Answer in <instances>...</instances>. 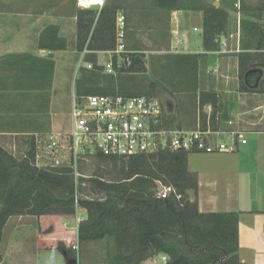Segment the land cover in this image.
Segmentation results:
<instances>
[{
    "label": "trees",
    "instance_id": "obj_1",
    "mask_svg": "<svg viewBox=\"0 0 264 264\" xmlns=\"http://www.w3.org/2000/svg\"><path fill=\"white\" fill-rule=\"evenodd\" d=\"M152 3L154 10L160 13L202 11L205 50L216 49L215 39L229 32L230 14L223 5L206 0H152ZM119 7L107 1L99 11L76 10V49L90 51L82 61L92 65L89 69L84 65L78 67L77 96L101 94L100 91L106 89L120 91L119 94L111 93L113 95L154 96V85L130 84L133 74L144 69L141 53L131 54L130 65L112 73L105 72L98 64L96 53L114 47V24ZM241 7L243 10V2ZM240 31L263 32L258 23L242 18ZM44 32L56 35L57 28L48 26ZM49 42L48 49L61 48L55 40ZM262 43L264 38L260 36L255 48H264ZM200 57L197 53L166 55L174 72L190 81L200 109L201 127L205 128L208 121L211 128L218 129L227 119V109L219 92L198 90ZM250 57L247 51L239 54L240 79L249 68L264 67L262 61L249 62ZM136 86V91L131 90ZM241 90L252 91L244 84ZM257 91L264 92V86ZM206 106L211 108L208 118L204 113ZM164 123L174 125L166 116ZM188 154L184 150H162L127 160L97 154L96 161L110 163V168L94 176L80 173L74 177L69 167L43 169L32 165L33 145L24 156H17L0 144V242L3 227L11 216L73 215L79 207L85 210L86 216L77 227L78 241L106 238L110 264H141L158 254L168 256L164 264H246L238 255V213L198 210V176L188 170ZM85 183L89 186L83 187ZM158 184L173 185L180 198L174 195L157 198ZM66 252L71 253V250L66 248Z\"/></svg>",
    "mask_w": 264,
    "mask_h": 264
},
{
    "label": "crops",
    "instance_id": "obj_2",
    "mask_svg": "<svg viewBox=\"0 0 264 264\" xmlns=\"http://www.w3.org/2000/svg\"><path fill=\"white\" fill-rule=\"evenodd\" d=\"M261 2L264 7V0ZM78 8L76 0H0V144L14 155L22 148L24 156L29 147L34 146L36 136L67 131L69 128L71 99L75 94V53L82 65L83 56L90 52L87 49L86 52H83L84 49H76ZM92 9L97 10V7ZM120 11L123 12V9ZM134 11L141 15L158 12L154 10L153 3L137 5ZM169 14L176 27L181 28L180 33L179 29L173 30L175 40L172 46L178 50L175 53L181 52L179 47L183 45L182 52L201 54L198 90L220 92V87H226L223 91L230 92L227 88L228 79L223 81L217 77L219 72L221 74L229 70L236 73L239 89L244 84L252 90L242 92L264 95V92L257 91L264 86L263 66L249 68L243 79L238 75L240 53L249 52V62H264V48H255L258 38H264L261 12L252 14L248 19L258 23L262 33L240 31L238 42L236 38H227V46L217 42L218 47L214 50H205L203 47L202 11L175 10ZM48 26L56 27L57 34L43 33ZM50 40H55L61 48L48 49ZM177 40H180L179 44ZM102 51L95 53L98 57L108 56ZM205 70L216 75L211 80L209 78V89H201L205 82ZM260 107L261 104L256 105L249 111ZM218 129L227 131L220 126ZM246 134L253 135L252 145H249L248 140L244 144L236 141L237 150L219 153L218 156L223 159L211 171L204 172L192 167L191 158L198 152L188 154L187 165L188 170L196 172L198 176V210L202 213H238L240 261L264 264V126L243 131V137ZM219 175L223 181L221 178L219 180ZM78 208L75 214L84 219L86 215L80 214ZM73 215L11 216L2 230L0 264H84L80 262L78 251L64 238L66 230L72 226L60 224L63 218H66L64 223H70L74 219ZM52 221H56V225ZM100 240L78 241L77 245L83 255L86 253V245ZM66 248L71 253H67ZM157 257L162 258V255L158 254L141 264H156Z\"/></svg>",
    "mask_w": 264,
    "mask_h": 264
},
{
    "label": "built area",
    "instance_id": "obj_3",
    "mask_svg": "<svg viewBox=\"0 0 264 264\" xmlns=\"http://www.w3.org/2000/svg\"><path fill=\"white\" fill-rule=\"evenodd\" d=\"M76 2L80 8L97 7L99 11L105 0ZM233 6L237 30L219 35L215 39L224 47L227 46V38H236L237 42L239 40L241 0H235ZM220 37H223V40H220ZM125 38L126 19L123 13L118 12L115 16L114 47L102 51L109 57L104 62L98 57V64L105 72L112 73L115 69L130 65L131 54L136 51L127 47ZM176 43L179 44L180 40ZM236 49L238 50V46ZM82 65L88 69L92 67L91 63ZM207 109L208 111L204 112L208 118L210 106ZM165 116L163 105L156 96L74 94L71 99L68 130L36 136L32 165L43 169L69 167L74 177H78L81 175L77 171L81 161L97 154L127 160L162 150L230 153L237 150L236 141L242 144L246 142L243 131L213 129L208 121L205 128L201 125L195 128L167 126L164 123ZM223 135H227L226 140L223 139ZM40 152L46 156V161L40 159ZM171 195L180 198V194L170 184L161 185L156 193L157 198L162 199ZM73 249L78 250V246L74 245ZM162 259L165 260L166 255H162Z\"/></svg>",
    "mask_w": 264,
    "mask_h": 264
},
{
    "label": "rangeland",
    "instance_id": "obj_4",
    "mask_svg": "<svg viewBox=\"0 0 264 264\" xmlns=\"http://www.w3.org/2000/svg\"><path fill=\"white\" fill-rule=\"evenodd\" d=\"M71 1V0H68ZM109 4L119 5L120 9H123V14L126 19V29L127 36L125 38L127 47L131 50H135V53H141L142 63L144 69L142 71L133 74V78L130 80V84L142 83L145 87L150 84L154 85V96H156L162 103L165 115L167 118L173 121L174 126L180 125L186 128H195L200 125V109L197 105V98L194 95V91L190 87L188 80L183 78L181 75L174 72L171 65H169L166 58L167 54L175 53L176 47H173V41L175 40V35L173 34L174 29L181 28L176 27V23L173 21V17L168 13L160 12H148L146 14H138L134 11V8L140 5H150L152 0H107ZM217 5H223L230 14V27L229 32H234L237 30V20L235 18V12L233 11V3L235 0H206ZM244 4V9L241 7V18L245 17L248 19L252 17V14H257L261 12V21L264 25V7L261 0H241ZM256 8V10H254ZM197 22V20H196ZM181 27V26H180ZM191 29V28H190ZM193 36L192 29L190 30ZM114 37H115V24H114ZM182 47H179L181 52L184 53ZM178 51V50H176ZM101 62H104L109 57H100ZM78 55L75 53V79L78 77V67H79ZM223 74V75H222ZM205 82L202 83L201 89H209L207 83L209 78L216 77L212 75L211 71H203ZM236 73L233 71H225L217 74L219 79L225 81L228 79L227 88L230 92H224V89L220 87V95L222 101L226 105V116L227 119L220 123V128L225 130H239V131H249L251 129H260L264 126V95H251L250 93H244L239 89L238 79H236ZM224 83V82H223ZM221 84V82H220ZM138 88L132 87L131 90L136 91ZM101 94L113 95L111 93L115 92L119 94L120 91H112V89H106L100 91ZM98 94V93H96ZM261 104V107L255 111H249L254 106ZM205 109V108H204ZM205 111H208L207 108ZM205 113V112H204ZM227 135H223V139L226 140ZM246 140L249 141V145H252V134H246ZM263 138V136H262ZM260 142V141H259ZM248 145V146H249ZM261 143H259V146ZM22 148L17 152V156H22ZM195 153V152H192ZM191 159V165L195 169H201V171H211L213 167L220 164L222 157L216 154H207L198 152ZM40 159L46 161L47 158L42 152H40ZM46 155V153H45ZM193 155V154H192ZM217 155V156H214ZM110 164V163H109ZM109 164H103L96 161L94 157L88 158L87 160L81 161L77 171L83 175L90 177L94 176L98 171L110 168ZM205 176V175H204ZM206 177V176H205ZM224 180L219 175V180ZM87 183L83 184V187H88ZM161 188V184H158L157 191ZM157 193V192H156ZM81 197H86L82 195ZM193 198V196L191 195ZM78 212L82 215H86V212L81 208H78ZM70 223L66 224L65 219H62L60 223L68 225L72 228L67 229L64 238L72 246L78 244L76 229L78 223L82 219V216L77 214L73 215ZM69 219V218H67ZM51 223L56 225V221ZM11 224V223H10ZM59 224V223H58ZM52 226V224H51ZM64 226V225H63ZM10 227V226H8ZM60 227V226H59ZM78 246V245H77ZM109 244L106 238L100 240L97 243L86 245V253L82 255V250L78 247V256L80 262L84 264H110L108 261ZM163 255V254H161ZM84 257V258H83ZM153 260V259H152ZM168 260V256L163 260L157 257L156 264H164ZM75 261V259H74ZM143 264H155L152 262H146Z\"/></svg>",
    "mask_w": 264,
    "mask_h": 264
}]
</instances>
